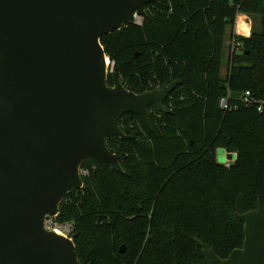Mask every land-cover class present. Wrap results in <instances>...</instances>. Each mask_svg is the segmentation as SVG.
I'll use <instances>...</instances> for the list:
<instances>
[{
    "label": "trees",
    "instance_id": "obj_1",
    "mask_svg": "<svg viewBox=\"0 0 264 264\" xmlns=\"http://www.w3.org/2000/svg\"><path fill=\"white\" fill-rule=\"evenodd\" d=\"M145 12L101 38L113 73L137 94L180 84L169 113L148 109L151 129L127 114L129 138L106 140L128 176L82 163L83 188L56 217L73 224L81 264H206L196 240L224 259L242 248L238 215L264 207V0H154ZM240 14L259 28L231 33L239 49L222 78L225 31ZM218 149L234 162L219 164Z\"/></svg>",
    "mask_w": 264,
    "mask_h": 264
},
{
    "label": "water",
    "instance_id": "obj_2",
    "mask_svg": "<svg viewBox=\"0 0 264 264\" xmlns=\"http://www.w3.org/2000/svg\"><path fill=\"white\" fill-rule=\"evenodd\" d=\"M153 2L0 0V264H81L74 237L47 231L44 220L83 188L84 161L128 176L106 140L129 138L119 124L127 114L151 129L148 109L169 113L165 102L180 84L128 90L101 45ZM238 219L242 248L228 257L195 241L206 264H264L261 201Z\"/></svg>",
    "mask_w": 264,
    "mask_h": 264
},
{
    "label": "rangeland",
    "instance_id": "obj_3",
    "mask_svg": "<svg viewBox=\"0 0 264 264\" xmlns=\"http://www.w3.org/2000/svg\"><path fill=\"white\" fill-rule=\"evenodd\" d=\"M256 19L257 18H255V17L246 16L243 19H238L239 23H237V19H236L235 26L232 29H230V28L226 29V31H225L226 50L224 49L223 65H222V69H221V75L222 76H224L226 74V65H227V59H228L229 55L233 52L234 49L236 51H238V49H239V45L230 39L231 33H233L236 36H244V37L247 36V37H249L251 35L252 29L257 30L259 28V25H258V22ZM111 71L113 72V70H111ZM216 161L219 164L225 165L227 162H230V161L233 163L234 159L233 160L230 159L229 154H227L224 150L218 149L216 152Z\"/></svg>",
    "mask_w": 264,
    "mask_h": 264
},
{
    "label": "built area",
    "instance_id": "obj_4",
    "mask_svg": "<svg viewBox=\"0 0 264 264\" xmlns=\"http://www.w3.org/2000/svg\"><path fill=\"white\" fill-rule=\"evenodd\" d=\"M141 20H142V17H139V16H135L133 18L134 23H136L138 25L141 24V22H142ZM243 101H244L245 104H250L251 103L249 92H246L244 94ZM220 108H222V109H226L227 108L225 99H222L220 101ZM229 164H231V163L227 162L225 165L228 167ZM80 174H81V177H82V176H86L88 174V172L85 171V170H81ZM44 227H45V229L47 231L55 232L56 234L61 235V236L66 237V238H71L72 235H73V224L72 223H63V224L58 223L56 221V217H54V218H46L44 220Z\"/></svg>",
    "mask_w": 264,
    "mask_h": 264
},
{
    "label": "crops",
    "instance_id": "obj_5",
    "mask_svg": "<svg viewBox=\"0 0 264 264\" xmlns=\"http://www.w3.org/2000/svg\"><path fill=\"white\" fill-rule=\"evenodd\" d=\"M241 17L244 18V17H246V16H245V15H242V14L238 15L237 18H236V19H237V23H239V22H238V19L241 18ZM225 40H226V36H225ZM224 49L226 50V42H224ZM223 55H224V54H223ZM228 58H229V57H228ZM222 65H223V60H222ZM227 65H228V59H227ZM227 65H226V74H227ZM221 69H222V66H221ZM226 74H225L224 76L221 75V77H222V78H225V77H226ZM230 163H232V162L230 161Z\"/></svg>",
    "mask_w": 264,
    "mask_h": 264
},
{
    "label": "bare ground",
    "instance_id": "obj_6",
    "mask_svg": "<svg viewBox=\"0 0 264 264\" xmlns=\"http://www.w3.org/2000/svg\"><path fill=\"white\" fill-rule=\"evenodd\" d=\"M109 64H110V63H109V61L107 60V65L109 66Z\"/></svg>",
    "mask_w": 264,
    "mask_h": 264
}]
</instances>
